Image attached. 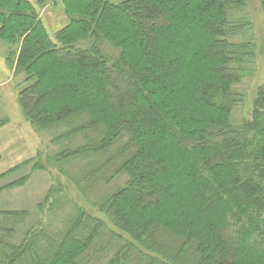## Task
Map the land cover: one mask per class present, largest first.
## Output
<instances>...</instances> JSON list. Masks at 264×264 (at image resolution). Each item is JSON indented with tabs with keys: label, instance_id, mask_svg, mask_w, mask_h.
Returning a JSON list of instances; mask_svg holds the SVG:
<instances>
[{
	"label": "trees",
	"instance_id": "trees-1",
	"mask_svg": "<svg viewBox=\"0 0 264 264\" xmlns=\"http://www.w3.org/2000/svg\"><path fill=\"white\" fill-rule=\"evenodd\" d=\"M62 4L50 36L29 0H0L1 38L23 42L21 109L36 131L63 130L47 163L0 179L78 162L81 188L126 181L94 203L103 218L76 205L59 231L0 211V264H264V82L249 119L235 117L256 60L247 0ZM62 192L40 211L63 210Z\"/></svg>",
	"mask_w": 264,
	"mask_h": 264
},
{
	"label": "rangeland",
	"instance_id": "rangeland-1",
	"mask_svg": "<svg viewBox=\"0 0 264 264\" xmlns=\"http://www.w3.org/2000/svg\"><path fill=\"white\" fill-rule=\"evenodd\" d=\"M63 0H40L34 4L38 18L40 13L45 18V24L50 36L56 35L62 30L67 22H59L61 9L60 2ZM121 2L122 0H111ZM262 0H247L248 9L244 13L252 25L253 42L256 45V60L252 74L245 78L244 82L237 87V90L245 94V101L235 113L236 120L242 122L249 119L253 110V101L264 82V12L261 6ZM239 17V16H238ZM67 21V20H66ZM63 23V24H62ZM44 25V23L42 22ZM19 42H7L0 36V176L11 169L17 167L25 161L40 159L44 163L50 157L62 150L63 146L53 143V139L63 130L51 129L47 132H38L25 117L19 104L20 92L28 86L25 82L26 76L16 73L17 62L20 53ZM19 45V46H18ZM89 45H85L88 47ZM104 52L110 57L119 53L110 45L103 46ZM83 140L78 138L70 145L81 144ZM47 165V164H46ZM31 167L23 168L15 173L0 179V189L10 183L29 176L27 182L18 187L5 188L0 191V211H28L29 218L27 226L43 228L49 227L53 231L62 230L68 216L73 212V208L78 205L86 208L95 216L103 218L102 213L94 206L100 198L112 192L118 186H122L126 181V176L122 175L112 185H100L79 187L77 179L81 176V163L74 162L66 165L64 171L54 164L44 170H32ZM62 187V201L68 205L52 214L48 207L40 211L41 205L53 187ZM87 190V191H86ZM86 194H85V193ZM42 228V229H43ZM109 238V237H108ZM109 249L94 256V263L100 260L105 262L113 252L111 249L116 245V241L110 238Z\"/></svg>",
	"mask_w": 264,
	"mask_h": 264
},
{
	"label": "crops",
	"instance_id": "crops-1",
	"mask_svg": "<svg viewBox=\"0 0 264 264\" xmlns=\"http://www.w3.org/2000/svg\"><path fill=\"white\" fill-rule=\"evenodd\" d=\"M31 3H33V4H35L36 2H38V1H40V0H29ZM59 4H61V7H63V4H62V2H60ZM40 17H41V19L43 20L42 22L44 23V26H45V28L47 29V27H46V24H45V18H44V16L40 13ZM60 19H56V20H58L59 22H66V17H65V15H64V10L63 9H61V12H60V17H59ZM62 23V24H63ZM66 24V23H65Z\"/></svg>",
	"mask_w": 264,
	"mask_h": 264
}]
</instances>
